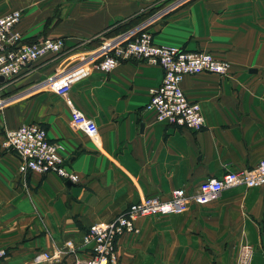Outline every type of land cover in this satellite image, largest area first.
I'll return each mask as SVG.
<instances>
[{
	"label": "crops",
	"instance_id": "0c3cea01",
	"mask_svg": "<svg viewBox=\"0 0 264 264\" xmlns=\"http://www.w3.org/2000/svg\"><path fill=\"white\" fill-rule=\"evenodd\" d=\"M19 9L23 40L60 37L17 75L0 80V264H65L71 253L33 261L66 238L79 240L147 194L163 198L264 156V0H0V15ZM145 25L154 42L204 49L229 61L226 75L187 73L181 85L204 118L194 129L158 120L145 107L163 70L131 57L74 81L72 103L92 119L96 137L74 125L62 98L44 83L76 53ZM36 122L63 146L66 183L53 172H17L18 155L1 146L4 129ZM183 223L151 227L117 240L118 264H264V184L224 188L209 204L190 202Z\"/></svg>",
	"mask_w": 264,
	"mask_h": 264
},
{
	"label": "built area",
	"instance_id": "2783aa9c",
	"mask_svg": "<svg viewBox=\"0 0 264 264\" xmlns=\"http://www.w3.org/2000/svg\"><path fill=\"white\" fill-rule=\"evenodd\" d=\"M21 16L19 9H12L0 15V76L8 79L17 75L30 62L46 53L62 50L63 39L23 40L15 26ZM78 59L69 62L44 86L59 95L68 108L74 125L80 127L91 138L96 137L95 122L74 105L68 91L74 81L86 77L94 69L109 71L122 60L137 57L159 64L163 70L161 81L150 88L145 107L154 112L155 118L171 124L200 128L203 115L200 103L188 98L181 81L187 73L202 71L221 75L229 73V61L215 56L204 49H187L175 45L159 44L153 41L145 25L137 26L98 47L79 53ZM74 54V55H76ZM1 146L18 155L17 172H53L64 180L77 182L78 175L65 168L60 153L63 146L57 140L46 136L43 126L36 122L20 123L6 128L2 133ZM264 184V156L256 164L238 170H226L221 176L209 177L192 191L175 187L168 197L147 194L131 202L124 211L108 221L91 222L79 240L66 238L53 251H36L33 261H51L62 253L73 254L65 264H117V240L126 232L139 230L135 220L148 214H166L183 211L190 202L200 203L216 199L224 188L244 185L246 187ZM7 252L0 248V258ZM250 256V245L242 244L239 263L246 264Z\"/></svg>",
	"mask_w": 264,
	"mask_h": 264
},
{
	"label": "rangeland",
	"instance_id": "374dc122",
	"mask_svg": "<svg viewBox=\"0 0 264 264\" xmlns=\"http://www.w3.org/2000/svg\"><path fill=\"white\" fill-rule=\"evenodd\" d=\"M80 56L81 55H79V54L71 55V57L67 58V60H70L69 62H72V61L78 59ZM212 201L213 200H209V201L200 202V203H197V204L205 205V204L211 203ZM186 210L187 209H185L183 211H179V212L166 213V214H148V215H143V216L139 217V220L141 222V225H148V226H151V227L183 223L184 219H183L182 216H183V214H184V212ZM137 232H139V230Z\"/></svg>",
	"mask_w": 264,
	"mask_h": 264
},
{
	"label": "water",
	"instance_id": "95a60500",
	"mask_svg": "<svg viewBox=\"0 0 264 264\" xmlns=\"http://www.w3.org/2000/svg\"><path fill=\"white\" fill-rule=\"evenodd\" d=\"M1 79H2V76H0V80H1ZM66 183H68V184H69L70 182H69V181H66Z\"/></svg>",
	"mask_w": 264,
	"mask_h": 264
}]
</instances>
